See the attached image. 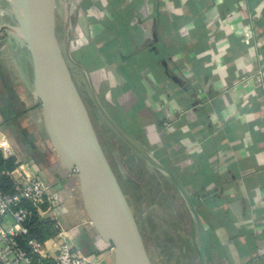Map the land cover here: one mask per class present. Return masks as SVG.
Returning a JSON list of instances; mask_svg holds the SVG:
<instances>
[{
	"label": "crops",
	"instance_id": "1",
	"mask_svg": "<svg viewBox=\"0 0 264 264\" xmlns=\"http://www.w3.org/2000/svg\"><path fill=\"white\" fill-rule=\"evenodd\" d=\"M75 3L71 14V0H56L72 59L108 115L194 200L207 263L264 264V0ZM11 22L0 0V23ZM16 65L31 78L27 49L1 31L0 135L48 183L70 245L113 264Z\"/></svg>",
	"mask_w": 264,
	"mask_h": 264
},
{
	"label": "water",
	"instance_id": "2",
	"mask_svg": "<svg viewBox=\"0 0 264 264\" xmlns=\"http://www.w3.org/2000/svg\"><path fill=\"white\" fill-rule=\"evenodd\" d=\"M11 23H0L23 43L32 68L29 79L16 65L20 79L32 99L40 103L42 120L59 163L76 173L87 219L98 237L111 246L113 264H151L128 201L101 148L87 108L67 61L78 67L88 84L93 103L115 133L150 167L174 186L198 235L200 264H208L204 251L205 229L185 188L152 153L130 138L108 115L89 74L70 54V37L62 53L47 12L53 0H4ZM76 8L71 0V14ZM48 9V10H47Z\"/></svg>",
	"mask_w": 264,
	"mask_h": 264
},
{
	"label": "rangeland",
	"instance_id": "3",
	"mask_svg": "<svg viewBox=\"0 0 264 264\" xmlns=\"http://www.w3.org/2000/svg\"><path fill=\"white\" fill-rule=\"evenodd\" d=\"M61 9L56 7V0H53V6L47 9V12L51 11L49 20L64 54L66 40L70 34ZM67 64L86 105L101 148L126 194L151 264H200L198 235L180 196L171 188L166 178L150 167L110 126H107L109 124H106V120L93 103L85 77L79 74L75 65L68 61ZM13 159L15 163V158ZM15 165L20 171L19 174L6 172L13 186L24 180V174L21 172L25 169L24 164L21 161ZM25 165L34 172L31 162ZM4 172L0 167V177ZM72 172L75 173L73 170ZM50 191L49 187L48 193L52 195ZM55 217H59L58 206L55 208ZM5 220L10 223V216ZM43 222L45 223L39 231L42 239L38 241L48 244L53 233L50 226L57 221L51 222L43 218Z\"/></svg>",
	"mask_w": 264,
	"mask_h": 264
},
{
	"label": "built area",
	"instance_id": "4",
	"mask_svg": "<svg viewBox=\"0 0 264 264\" xmlns=\"http://www.w3.org/2000/svg\"><path fill=\"white\" fill-rule=\"evenodd\" d=\"M0 153L4 159L21 162L4 135H0ZM22 164L23 182L10 192L0 190V264H100L70 245L68 230L55 217L57 198L49 195L41 177ZM34 217L57 221L50 226L53 233L48 244L30 237L28 225Z\"/></svg>",
	"mask_w": 264,
	"mask_h": 264
},
{
	"label": "trees",
	"instance_id": "5",
	"mask_svg": "<svg viewBox=\"0 0 264 264\" xmlns=\"http://www.w3.org/2000/svg\"><path fill=\"white\" fill-rule=\"evenodd\" d=\"M0 167L1 168H3V170L5 171L2 175H1V177H0V190L3 192V193H7V192H10L11 190H12V188H13V182H12V180L9 178V177H7V175H6V172H8V173H12L13 171H15L16 170V168H17V165H15V163H14V159L12 158V157H9V158H7V159H4L3 157H2V155H1V153H0ZM112 168V167H111ZM112 170H113V168H112ZM113 172H114V174H115V176H116V173H115V171L113 170ZM116 178H117V176H116ZM165 178V177H164ZM117 180H118V183H119V185H120V181H119V179L117 178ZM168 180V179H167ZM169 181V180H168ZM169 183H170V181H169ZM170 185H171V188L177 193V191L175 190V188H174V186L170 183ZM121 187V186H120ZM121 189H122V187H121ZM122 191H123V193H124V195H125V197H126V194H125V192H124V190L122 189ZM191 199V201H192V203H193V205H194V200L192 199V198H190ZM128 201V200H127ZM183 205H184V203H183ZM184 207H185V205H184ZM135 217V216H134ZM136 220V219H135ZM45 221V220H44ZM137 222V221H136ZM45 222H43V219H38V218H36V217H34V218H32V220L30 221V223H29V235H30V237H32V238H36L37 240H40V239H42V237H41V232H39L40 231V229L42 228V226H43V224H44ZM205 250V249H204ZM198 254H199V252H198ZM205 255H206V252H205Z\"/></svg>",
	"mask_w": 264,
	"mask_h": 264
}]
</instances>
